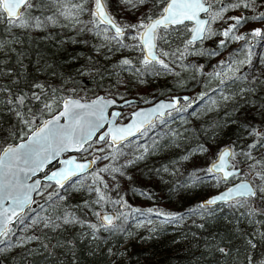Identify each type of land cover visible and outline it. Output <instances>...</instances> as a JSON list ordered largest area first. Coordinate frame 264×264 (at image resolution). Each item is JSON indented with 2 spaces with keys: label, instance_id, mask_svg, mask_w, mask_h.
I'll list each match as a JSON object with an SVG mask.
<instances>
[{
  "label": "snow or ice",
  "instance_id": "obj_1",
  "mask_svg": "<svg viewBox=\"0 0 264 264\" xmlns=\"http://www.w3.org/2000/svg\"><path fill=\"white\" fill-rule=\"evenodd\" d=\"M118 3L122 11L138 13L134 23L118 21L109 9L108 0H0V24L4 25L0 30V56L7 57L16 52L11 45L21 41L13 35L15 29L30 32L43 31L49 26H72L79 32H92L98 37L102 35L105 43L97 47V52L99 53L101 47L107 48V53L103 54L105 59H110L108 53L121 50L138 53L135 57L125 56L111 65L113 70L118 69L113 72L117 77L120 72H130L137 77L145 74L179 76L172 67L176 65L185 71L191 69L195 78L196 74H203V66L183 62L189 56L218 54L216 50L205 53L198 45L212 37L222 36L224 39L219 41L217 48L223 49L228 42L247 39L243 34H236L241 25L249 20L264 21V11H257L264 8V0H118ZM238 9L251 11L253 15L228 16L225 19L226 13ZM83 15L89 16V19L82 21ZM220 21L234 23L228 24L222 31L214 29L213 24ZM80 25L83 26L78 27ZM249 35L260 37L262 32L254 29ZM129 40L132 43H128ZM176 40L179 43L173 48ZM246 62L250 63V60H241L238 64ZM4 63L0 59V78H13L10 81L12 86L0 83V245H6L0 247V253L12 246L7 243V238L15 234L10 227L14 223L24 225L25 230H33V235L20 240V247L40 240L35 231L58 232L69 226L87 227L90 232H82L81 235H90L93 240L97 239L96 234L101 231L113 235L123 232L116 222L121 216L126 218L125 213L107 214L94 210L105 204L129 207L123 197L112 199L110 193L119 188L117 177L125 176L124 169L135 164L137 160L144 159V154L121 163L120 157L125 155L121 145L130 136L141 132L146 124L150 125L152 117L157 114L163 117L165 110L180 111L177 107L180 100L187 101L189 98L173 97L171 102H162L149 111L135 112L131 123L119 126L115 121L121 116L120 112H111V119L106 115V109L113 106L115 100L97 96L86 101L83 98L57 95L58 89L40 82L32 83L30 90H23L18 87L19 74L14 75L11 68L3 67ZM226 63V60H221L218 66L220 70L209 75L219 78L231 72L232 79H242L235 75L239 68L232 64H227L225 72ZM235 63L237 62L233 61ZM122 83V80H117V84ZM177 83L182 85L183 81ZM72 91L75 92V89ZM256 91L255 88H241L231 95H224L223 92L220 95L223 102L235 100L239 96L246 104L255 107L257 112L264 115V100L256 96ZM248 96L255 99H248ZM203 98L204 94L200 95V99ZM216 104L217 101L212 100L211 106ZM106 124L107 130L101 131ZM246 131L251 137L250 142L220 149L207 168L193 171V183H204L210 177L217 185L231 181L232 186L189 209L187 215L214 216L217 211L224 210L222 206H227L235 219V223L232 220L229 223L233 224L241 240L246 264H264V255L258 252V249L264 247V127L250 125L246 127ZM96 145L100 147H96L95 152L104 153L103 155L93 154L91 160L85 157L83 163L77 162L75 158L60 161L64 167L51 172L46 180L54 182L58 189H62L72 177H79L81 190L92 199H85L77 208L82 212L92 213L98 223L68 211L67 206L58 205L57 199H65L59 191L49 193L46 198L47 208L41 205V210L46 215L38 214L33 217L25 214L26 209L35 203L33 193L43 194L40 180L28 183L31 177L36 176L62 153H89ZM198 151L206 152L208 149L200 145ZM144 153H148L147 147L144 148ZM188 158L187 155L183 157L185 160ZM98 161L110 162L93 169L92 166ZM241 164L244 167H240ZM163 171L167 172L168 168L165 167ZM197 171H203L205 176H197ZM89 179L90 183L85 184L84 181ZM237 180L238 183L235 182ZM109 181L113 182L111 186ZM49 186L51 185L46 184L43 187ZM181 187L189 185L184 184ZM132 212L162 216V223H179L185 219V214L168 213L159 209L141 212L140 209L133 208ZM240 217L245 218L251 231L237 227L242 222ZM139 226L142 224H138ZM197 227L203 228L204 225ZM41 247L47 251L50 244L42 243ZM216 251L225 258L233 255L230 248L220 245H216ZM108 252L117 257L121 255L119 250L113 252L111 248Z\"/></svg>",
  "mask_w": 264,
  "mask_h": 264
},
{
  "label": "trees",
  "instance_id": "obj_2",
  "mask_svg": "<svg viewBox=\"0 0 264 264\" xmlns=\"http://www.w3.org/2000/svg\"><path fill=\"white\" fill-rule=\"evenodd\" d=\"M108 5L110 11L115 12L114 16L117 20L123 17L126 22L134 23L136 21L138 13L132 14L122 11L118 0H108ZM88 19L89 16L87 15L81 16L82 21ZM3 28L4 25L0 24V30ZM260 30L262 32L260 37H252L249 35L251 33L249 31L243 34L247 37L245 41H237L236 44L230 43L226 49L203 50L205 53L216 50L218 54L215 56L207 54L189 56L183 63L203 66V74H196L195 78H193L194 73L191 69L185 71L176 65H172L174 72H178L179 76L166 74L172 82L168 86V90L160 93L150 88L147 82L150 77L155 75L145 74L143 77H137L130 72H120L119 77L114 75L113 72L118 71V69L113 70L111 65L125 56L135 57L138 53L128 54V51L121 50L120 52L108 53L110 59H105L103 54L107 53V48L101 47L99 53L97 52V47L105 43L102 35L98 37L92 32H79L72 26L61 27L60 25L49 26L43 31L25 32L15 29L13 35L21 43L11 45V47L16 49V52L11 53L7 57L0 56V59L5 61L3 67L11 68L14 75L19 74L18 87L20 89L30 90L32 83L40 82L50 86V88L58 89L57 95L89 99L101 93L106 96H113L118 100L134 98V102L123 106L119 117L120 121L126 120L130 111L136 106L147 104L159 97L188 93L189 99L192 97L196 99L186 107L181 106L180 103L177 106L180 111L174 110L170 115L166 114L162 118L158 117L142 131L141 137L130 139L124 145H121V149L125 153L124 156L120 157L121 163L144 154V159L137 160L135 164L124 169L125 176L117 177L119 188L110 193L112 199L123 197L129 207L121 208L120 205L105 204L102 208L96 207L94 210L102 213H125L126 218L121 216V219L116 222L124 230L123 232L113 235L112 233L101 231L96 234L97 239L93 240L90 235H81L83 230L90 231L87 227L81 228L79 225L69 226L66 230L58 232L35 231V235L39 236L40 240L26 243L23 247H20L18 246L20 240L33 235V230H25L24 225L13 224L10 227L15 234L7 238V243L12 246L7 247L6 251L0 253V264H109L105 260L106 248L120 246L123 243L126 232L136 221L142 219L154 220L159 217L132 212L133 208L140 209L141 212H146L148 209H159L168 213L185 214V217L189 218V221L183 226L182 234L193 238V246L182 251L160 254L155 259V262L151 264H246L241 240L238 238L233 224L229 223V220L235 223V219L232 211L227 206H222L224 210L217 211L214 216H208L207 214L203 216L187 215L188 210L198 205L199 201L195 205H186L179 211H170L166 207L167 204L164 201L159 203V200L174 185L159 191L157 188L146 186L142 183L144 178L158 173L161 168L169 166L173 162L175 155L165 156L156 162L153 160L152 153L164 145L177 143L181 138L183 141L182 145L186 147L187 151L196 150L198 146L206 145L210 134L224 129L233 138L232 145L242 146L250 142L251 139V137H248L240 140L241 136H248L247 126L264 127V115L257 112L255 107L246 104L244 100L235 105L217 109L208 115L202 110L208 97L210 99V96L220 87L227 89L230 87L228 82L232 81L241 84L243 88H255L257 90L256 96L264 100V27ZM108 34L111 35V32ZM177 43H179V40H176L172 47L174 48ZM221 52L223 53L221 54ZM240 58L250 60V63H244L236 74L237 77L242 79H232L229 73L222 75L214 87L203 92L204 98L200 99L202 94H198V92L200 89H205L206 75L220 70L218 66L221 60L227 61L224 68V71L227 72V64H233V61L237 62ZM184 75L189 77L188 83L184 85L178 84L179 77ZM228 75L230 77H227ZM12 78L8 76L0 78V83L12 86L10 85ZM118 79L122 80L123 83L117 84ZM141 80H143V83ZM221 80H223V83H221ZM73 89H75V92L72 91ZM150 92L153 93L150 98L142 95ZM247 98L255 99L252 96ZM11 142L9 141V143ZM97 146L100 147V145ZM145 147L148 148V153L146 154L144 153ZM78 154L82 155L80 152ZM103 154L99 153V155ZM109 162H101V167ZM96 165L93 166V169H95ZM207 167L208 165L206 164L192 166L183 172L181 179H194L192 176L194 170ZM240 167H244V165L241 164ZM197 176L204 177L205 173L197 171ZM128 177L131 179H128ZM84 182L85 184L90 183V179ZM109 183L111 186L113 182L109 181ZM46 184L51 186L44 188L43 186ZM41 190L43 194H35L33 199L35 203L25 212L26 215L33 217L38 214L46 215L47 213L41 210V205L47 208L46 198L49 193L59 191L65 199L63 201L57 199L58 205L67 206L68 211L76 212L77 215L93 223H98L97 218L92 213H85L77 208L85 199H92L86 192L81 195L66 190L62 191L58 189V186L49 182H44L41 185ZM138 191L156 200V203H153V205L139 204L135 197ZM215 207L217 206H213V208ZM209 210L212 209L210 208ZM225 217H228V219H225ZM240 220L242 222L237 227L245 231H251L245 218L240 217ZM25 223H27V220ZM200 224H203L204 227H197ZM193 234L196 235L194 236ZM67 241H71V243H67ZM42 243L50 244L47 251L41 247ZM216 245L230 248L233 254L232 257H223L216 251ZM0 247H6V245H0ZM237 249H240V251L237 252ZM142 252L137 251L139 254ZM258 252L264 255V247L258 249Z\"/></svg>",
  "mask_w": 264,
  "mask_h": 264
},
{
  "label": "rangeland",
  "instance_id": "obj_3",
  "mask_svg": "<svg viewBox=\"0 0 264 264\" xmlns=\"http://www.w3.org/2000/svg\"><path fill=\"white\" fill-rule=\"evenodd\" d=\"M257 11H264V8L258 9ZM112 14L114 15L115 12H112ZM241 15L252 16L253 13L251 11L238 9L226 13L225 19H227L228 16L239 17ZM118 21L126 22V19L121 17L118 19ZM230 23H234V21H228V23L220 21L216 24H213V28L222 31ZM263 27L264 21L249 20L247 23L240 26L239 31L236 34H246L249 31L252 32L254 29H261ZM222 39H224L222 36H215L211 39L205 40L203 44L198 45V47L201 50L208 51L210 49L217 48L219 41ZM236 42L237 41L228 42L227 46L230 43L236 44ZM128 43H132V41L129 40ZM223 49H226V47ZM130 53L133 54L134 52L128 51V54ZM222 53L223 52H221V54ZM241 60L243 59L240 58L237 63L232 64V66L238 67L240 70L243 64H238V62ZM237 72L235 73V75L237 74ZM228 73L231 74V77L233 76V73ZM227 77H230V75H228ZM179 78V81H183L182 85L188 83L189 81V77L187 75L180 76ZM205 78L207 79L205 89H200L198 94H203V92L208 91V89L214 87L215 83L219 80V78L210 76L209 74L206 75ZM147 82L150 88L155 89L156 92L164 93L165 90H168L167 88L171 84L172 80H170L166 74H162L160 76L150 77ZM228 83H230V87H228L227 89H223V87H220L214 92V94L210 96V99H208L209 97L206 99L207 101L202 109L206 115L222 107L232 106L243 101L239 96H237L235 100H230L228 102L222 101L220 95L221 92H223L224 95H231L237 92L239 89L243 88L241 84H237L235 81ZM142 95L150 98L153 96V93H144ZM195 99L192 97L187 101H182L181 106L186 107L192 104ZM212 100L217 101V104L214 107L211 106ZM121 110H123V107L121 108ZM174 110H171L169 112H173ZM169 112L167 114H169ZM117 120L120 121L119 118ZM141 133L135 138L141 137ZM248 137L249 136L243 135L241 136L240 140L247 139ZM232 142L233 138L230 137L224 129H222L210 134V137L207 139L206 145L204 146L208 149V151L206 152H200L198 151V148L196 150L187 151L186 147L182 145L183 141L181 138L177 143L175 142L172 145H164L160 149L154 151L152 153V156L153 160L156 162L165 156L175 155L173 162L169 166H165L168 168V171H163V169L165 168L163 167L158 173H154L144 178L142 184L157 188V190L159 191L164 190L168 186L174 185L173 188L170 189L166 194H163L161 196V199L159 200V203L160 201H164V203L167 204L166 207L170 211H179L186 205H195V203H198V201L200 203V201L204 197L211 193L217 192L227 184L221 183L217 185L216 182L210 177L208 179H205L204 183H193V179H181L183 172L192 166H201L204 164L208 165V163L215 158L218 150L222 146L232 145ZM96 147L98 146L96 145L93 149H90L89 153H82V155H79L78 152L77 158H92L93 154L99 155V153L95 152ZM186 155L189 157L187 160L183 159V157ZM54 165L55 163L50 165L49 167H53ZM101 165V162H98L95 169L101 167ZM79 179V177L73 179L61 190H66L81 195L84 194V191L81 190V185L78 183ZM184 184H188L189 187H181V185ZM136 193L137 195L135 197L137 198L139 204L153 205V203H156V200L145 196L141 191H138ZM163 219L164 218L162 216H159L154 220L142 219L133 223L129 230L126 232L123 243L120 246H111L105 249L106 262L109 264H151L155 262V259H157V256L160 254L171 251H182L193 246V238L182 234L183 226L189 221V218L187 216L185 217V220L183 222L179 223H162ZM148 221H151V223H148ZM138 224H142V226L138 227ZM82 232L88 233L90 231L83 230ZM128 233H131V235H128ZM109 248H111L113 252L119 250L121 252V255L119 257L110 255L108 252ZM137 251L143 252L139 254L137 253Z\"/></svg>",
  "mask_w": 264,
  "mask_h": 264
},
{
  "label": "water",
  "instance_id": "obj_4",
  "mask_svg": "<svg viewBox=\"0 0 264 264\" xmlns=\"http://www.w3.org/2000/svg\"><path fill=\"white\" fill-rule=\"evenodd\" d=\"M97 96H104L106 99L115 100V104H114L113 106H111L110 108L106 109V115L109 116V119H111V117H110V113H111V112H113V111H115V112H121V107L124 106V105H126L125 101H128V102H130V103L135 101L134 98H125V99H122V100H118V99L114 98L113 96H106V95H103V94H101V93L95 95V96L92 97V98L84 99V100H86V101H90V100H92V99H95ZM72 97L75 98V99H80L79 97H75V96H72ZM173 97H180V98L188 97V98H189V94H188V93L172 94V95H170L169 97H159V98H156L155 100H153V101H151V102H149V103H147V104L138 105V106H136L135 108H133V109L130 111L129 117H128L125 121H118V120H116L115 123H116L117 125H119V126H125V125H127V124H129V123L132 122V115H133V113L138 112V111H142V110H143V111H149V110H151L152 108H154L155 106H157L158 104H160V103H162V102H163V103H169V102H171V100H172ZM181 101H185V100L181 99V100H180V103H181ZM180 103H179V104H180ZM179 104H178V105H179ZM178 105H177V106H178ZM171 110H174V109L165 110L163 117L167 114V112H169V111H171ZM157 117H161V116H159V115L157 114L156 116L152 117V122H151V123H153L154 120H155ZM161 118H162V117H161ZM61 122L63 123V121H61ZM147 126H149V125L146 124L145 127H144V129H145ZM106 130H107V124L105 125V128H104V129H101V131H106ZM140 133H141V132H137L134 136H130V137L128 138V140L137 137ZM97 135H99V133H97ZM128 140H127V141H128ZM227 146H229V145H224V146H222L220 149H222V148H224V147H227ZM220 149H219V150H220ZM219 150H218V151H219ZM77 153H78V152H74V151H69V152H66V153H62L57 159L53 160L50 164H47V165L45 166V168H44L42 171H39V172L36 174V176L31 177V179L28 180V183L31 184V183H33L35 180H40V181H41V185H42L44 182H49V183H53L54 185H56L54 182L47 181V180H46V176L51 175V172L56 171V170H58V169L64 167V165H63L60 161L67 160V159H69V158H75L76 161L79 162V163H83V162H85V158H77ZM217 153H218V152H217ZM87 159H88V160H91L92 158H89V157H88ZM211 162H212V160L208 163V166L210 165ZM54 163H55V165H54L53 167H49L50 165H52V164H54ZM92 167H93V166H92ZM75 178H78V177H72L71 180H70L69 182H71V181H72L73 179H75ZM69 182H67V183H69ZM235 182L238 183L239 180H237V181H235ZM67 183H66V184H67ZM66 184H65V185H66ZM56 186H57V185H56ZM231 186H232V182L228 183L227 185H225L222 189L218 190L217 192H214V193H211V194L207 195V196L204 197L200 202L205 201V200L208 199V198H211V197H214V196L218 195L219 193L225 191L226 188L231 187ZM35 194H36V193H33V199H34ZM31 206H32V205H31ZM31 206H30V207H31ZM212 207H213V206H212ZM28 209H29V208H28ZM28 209H26V211H27ZM106 213H107V214H111V213H109V212H106ZM14 224H15V223H14ZM12 225H13V224H12ZM10 226H11V225H10Z\"/></svg>",
  "mask_w": 264,
  "mask_h": 264
},
{
  "label": "flooded vegetation",
  "instance_id": "obj_5",
  "mask_svg": "<svg viewBox=\"0 0 264 264\" xmlns=\"http://www.w3.org/2000/svg\"><path fill=\"white\" fill-rule=\"evenodd\" d=\"M121 113V112H120Z\"/></svg>",
  "mask_w": 264,
  "mask_h": 264
}]
</instances>
